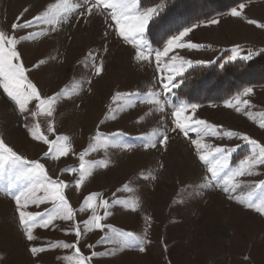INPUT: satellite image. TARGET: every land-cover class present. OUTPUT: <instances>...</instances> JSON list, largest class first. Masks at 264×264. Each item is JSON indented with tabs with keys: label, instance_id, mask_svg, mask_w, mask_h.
<instances>
[{
	"label": "rangeland",
	"instance_id": "rangeland-1",
	"mask_svg": "<svg viewBox=\"0 0 264 264\" xmlns=\"http://www.w3.org/2000/svg\"><path fill=\"white\" fill-rule=\"evenodd\" d=\"M59 2L60 0H0V30L12 34L11 25L25 8L29 9L23 17L27 20L48 4ZM137 2L139 4V0ZM80 3L82 0H69L70 5ZM159 3L148 7H155ZM241 3L245 4L241 17L230 15L232 6L225 12L215 13L207 19L186 26L197 25L189 38L206 47L173 49L168 57L161 58L159 69L154 52L150 55V61L137 62L133 58L134 47L119 37L114 27L109 28V23L115 25L110 15L96 12L89 15L87 8L83 12L73 8L69 18L57 26V31L49 30L44 35L18 45L23 64L29 69L26 75L41 94L51 96L61 89H65V92L55 104L52 119L54 131L49 133L48 119L43 115H28L25 120L27 114L19 113L18 106L0 86V137L18 154L44 163L48 174L54 179L68 182L70 186L65 190V196L74 209L78 210L84 197L92 192L99 193L100 198L109 202L114 198L127 200V207H111V215L104 222L116 229L146 236L148 241L145 251L141 252L138 246L124 247L118 240L97 243L108 230L88 232L78 247L85 256H90L93 251L100 253L92 259L91 264H264V214L247 207L249 198L254 204L264 198V190L256 187L264 181V165L256 166L251 175L235 177L239 186L231 193L234 198H230L215 183L210 188L200 187L207 182L206 178L210 177V173L207 172V166L199 160L195 145L191 143L193 139L201 140L206 146L205 151H210L214 146L234 149L228 159L231 169L239 168L245 157H251L254 152L258 154L259 148H254L240 135L229 136L226 133L246 134L259 145H264V127H261L264 124V85H248L219 102H190L176 97L174 93L182 72L174 77L176 86L164 93L169 106L163 112L157 111L147 100L143 103L122 100L121 107L115 112V119L110 111L117 108L111 101V96L116 92H162L161 77L167 82L166 77L171 73L166 65L172 63L173 55L185 60L213 63L216 58L220 62L230 61L228 57L232 55L231 48L235 44L241 45L237 59H243L249 52L254 55L258 51H264V29L247 22L256 20L264 23V0ZM239 4L234 5L238 10ZM212 19H216L218 23L209 24L208 21ZM41 27L48 28L47 25H41L33 29L18 30L15 35L20 37L28 31H39ZM244 28L249 29V32ZM105 32H108L107 36ZM176 34L178 32L173 33ZM143 38L147 41L144 35ZM165 42L157 48L148 41L147 44L153 50H163ZM105 47L108 49L106 53ZM90 52L97 55V63L100 59L104 62V72L98 77L90 68L91 60L86 59ZM40 60L46 62L33 69L32 66ZM211 63L186 66L184 72L194 65ZM249 87L253 92L241 97L249 100L248 106L239 104V112L235 107L226 106V101L235 104L237 94ZM181 102L197 104L195 111L187 109L184 115L222 126L220 134L198 136L196 132H190L185 137L179 130L171 131L175 119L172 116L175 109L171 105L178 106ZM30 107L33 111L36 110L35 103ZM25 123L29 128L38 127L50 140L56 139L58 135H67L70 138L69 155L59 159L42 158L43 153L48 151V145L34 140L28 128H25ZM162 129L167 130L169 136L167 149L158 145L155 149L146 150L141 138ZM97 131L104 135L96 136ZM116 132L124 135L115 140L109 139V135ZM127 144L133 147H124ZM86 148L90 150L85 155V161L97 163L92 165L90 175L78 191L74 184L78 173L61 172V169H78L79 154ZM101 161L107 166H100L98 162ZM149 176H154L155 179L145 178ZM9 179V175L5 173L0 178V188L7 189ZM12 191H16V188ZM198 192L202 195L196 194ZM52 207L51 202H45L39 207L29 205L28 210L43 212ZM15 209V202L0 192V264H69L64 259L65 256H72L73 260L77 258L74 255L75 249L62 247L48 249L38 258L33 257L29 252L32 245L44 246L49 241L57 240L72 244L76 236L74 232L65 233L64 229L70 227L69 222L57 220L56 228L36 229L38 239L29 242L19 226ZM97 211L103 216L102 208ZM90 214V211H77L76 219L83 221ZM88 245L94 247L90 248ZM110 249H115V253H106Z\"/></svg>",
	"mask_w": 264,
	"mask_h": 264
},
{
	"label": "snow or ice",
	"instance_id": "snow-or-ice-1",
	"mask_svg": "<svg viewBox=\"0 0 264 264\" xmlns=\"http://www.w3.org/2000/svg\"><path fill=\"white\" fill-rule=\"evenodd\" d=\"M164 7V0H160V3L155 7L141 8L137 0H82V3L76 5H70L69 0H60L59 3H50L43 10L39 11L31 19L24 20V15L29 11L25 8L24 11L17 17L16 22L11 25L12 34L6 31L0 30V86H2L4 93L18 106L19 113L25 115L27 120L28 115L32 117H39L43 115L49 120L48 132L54 131L52 119H54L55 104L59 98L64 94L65 89L54 93L51 96H43L38 90L37 86L26 75L29 72L22 60V55L18 51V45L23 41L35 39L40 35H44L47 31H57V26L66 21L69 18V13L73 11V8H78L83 12L87 8V12L91 15L96 12L101 15H110L111 20L115 21L113 26L109 23V28H113L119 37H122L124 41L132 45L135 49L134 59L137 62L150 61V55L155 53V60L157 62V69L160 68V61L163 57H168L169 53L173 49H199L206 47L205 45L194 43L189 38V34L193 31L197 25L193 24L190 27H184L178 34L170 36L164 44L163 50H153L147 41L144 40L143 35L145 29L149 25V21H152L159 15ZM239 10L237 7H233L230 10V15L233 17H241L245 9V4H239ZM110 10V12L108 11ZM22 21V22H21ZM249 24L256 25L260 29H264V23H259L256 20H248ZM209 24H217L216 19L208 21ZM47 25L48 28H40L39 31H28L26 35L17 37L15 32L18 30L33 29L35 27ZM108 32H105V36ZM108 51L107 47L104 48V52ZM146 52L148 54H146ZM232 55L228 57V60H236L240 56L241 45L235 44L231 48ZM252 55L251 52L247 56L242 57L248 59ZM86 59L91 60L90 68L95 76H100L104 72V62L100 59L97 63V55L89 53ZM172 63L166 65L170 71V75L161 77V91L151 90L147 93L137 90L135 92L122 93L116 92L111 96L112 103L117 105L116 109H110L112 112V118L115 119V112L121 107V101L126 102H141L145 100L149 104L155 106L157 111L163 112L166 107L169 106L167 97L164 93H168L171 88L175 87L174 77L179 76L184 72L186 66L193 64L211 63V61L204 60H185L183 57H177L173 55L171 57ZM178 60V63L176 61ZM46 61L40 60L37 64L33 65V69L43 65ZM90 82V81H89ZM91 91V89H89ZM253 92L252 88H245L243 93H238L234 98L236 103L226 101V106L235 107L239 112L241 109L239 104L249 105L248 99H242V96H248ZM32 103H35L36 110L33 111L30 107ZM174 107L172 116L175 118L174 128L171 131L182 132L185 137L189 136L190 132H196L197 135H218L220 134L222 126L212 125L204 120H198L194 117L184 115L187 109L195 111L198 107L197 104L189 102H181L178 106ZM247 111V107L245 108ZM106 118L107 113H106ZM188 121H191L190 123ZM103 123V121H102ZM25 128H28L30 135L36 141H42L48 145V151L43 153L42 158H56L68 156L70 153V138L67 135H58L56 139L50 140L48 136L42 134L38 127L29 128L25 123ZM264 127V124L261 125ZM104 135L97 131L96 136ZM124 135L122 132H116L109 135V139L115 140L117 137ZM226 135H240L242 139L254 148H259V153L255 152L251 157H245L241 161V166L237 169H231L228 164L229 154L234 149L226 147L214 146L210 151H205V145L201 143L199 139L191 140V143L195 145V149L199 160L207 166V172L210 173V177H207V182L203 183L200 187L202 189L210 188L214 186H220L221 190L229 195L230 198L232 192H235L239 186L235 182L234 178L244 176L245 174L251 175L252 170L258 165H264V145H259L254 139H251L246 134L228 132ZM142 139L143 147L147 149H155L159 145L160 147L167 149L169 136L167 130L153 131ZM107 144V141H105ZM239 145H237L238 147ZM124 147L131 149L133 145L127 144ZM86 148L79 154V168L67 167L61 169V172H69L77 174V178L74 180V184L79 191L86 177L90 175L91 168L94 163L86 162L85 155L89 151ZM100 166L106 167V163L98 162ZM5 173L10 177L7 189L0 188V192L10 197L16 206V213L18 214L19 226L23 229V235L27 241L33 242L38 239L35 235L36 229H49L56 228V221L62 220L70 223L68 229H64L66 234L73 233L76 236L74 243L69 244L63 240L49 241L44 246L32 245L29 247V252L33 257L38 258L40 254L44 253L48 249L52 248H64L75 249L74 255L77 257L73 260L72 256H65L64 259L69 264H91L94 257L100 255V253L93 251L90 256H85L81 253L78 245L81 242L83 236L93 230H99L104 232L108 230L104 237L101 238V243L104 240H118L124 247H139V251H145L146 236L141 237L136 235L132 231H122L114 228L112 225L105 223V218L111 215L109 209L115 205H121L123 207L128 206L127 200H121L114 198L109 202L106 199L100 198V194L96 192L89 193L84 197L80 208L74 209L69 200L65 196V190L70 186L68 182L59 178L54 179L48 174L45 164L39 160H29L23 155L18 154L13 147L9 146L5 140L0 137V178ZM146 179H155L154 176L145 177ZM17 185L19 187H17ZM127 187V185H125ZM257 188L264 190V181H261L256 185ZM16 188V191H12ZM40 193H43L42 195ZM202 195L201 192L196 193ZM115 195V194H114ZM23 201V202H22ZM45 202H51L53 205L51 210L45 209L41 211H29V205H36L39 207ZM243 202V201H242ZM247 207L255 208L258 213L264 214V198L258 204H254L249 198ZM102 208L104 210L103 216L98 214L97 209ZM77 211L88 212L91 214L87 219L78 221L76 219ZM110 233V235H109ZM93 248L94 245H88ZM111 251L115 253V249L106 250V253Z\"/></svg>",
	"mask_w": 264,
	"mask_h": 264
},
{
	"label": "trees",
	"instance_id": "trees-1",
	"mask_svg": "<svg viewBox=\"0 0 264 264\" xmlns=\"http://www.w3.org/2000/svg\"><path fill=\"white\" fill-rule=\"evenodd\" d=\"M244 1L249 0H164V7L149 21L144 36L151 46L160 47L173 33ZM158 2L139 0V5L145 8ZM179 81L174 91L178 98L198 103L222 101L248 85H264V51L248 59L220 62L216 58L211 64L194 65L183 72Z\"/></svg>",
	"mask_w": 264,
	"mask_h": 264
},
{
	"label": "crops",
	"instance_id": "crops-1",
	"mask_svg": "<svg viewBox=\"0 0 264 264\" xmlns=\"http://www.w3.org/2000/svg\"><path fill=\"white\" fill-rule=\"evenodd\" d=\"M244 29H246V28H244ZM246 31H248V32H249V29H246Z\"/></svg>",
	"mask_w": 264,
	"mask_h": 264
}]
</instances>
